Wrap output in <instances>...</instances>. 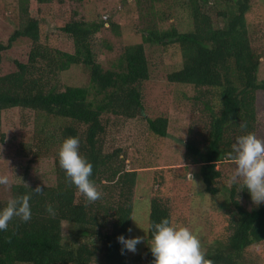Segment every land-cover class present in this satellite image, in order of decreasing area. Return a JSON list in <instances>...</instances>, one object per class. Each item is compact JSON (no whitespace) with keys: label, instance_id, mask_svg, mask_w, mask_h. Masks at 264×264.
<instances>
[{"label":"trees","instance_id":"16d2710c","mask_svg":"<svg viewBox=\"0 0 264 264\" xmlns=\"http://www.w3.org/2000/svg\"><path fill=\"white\" fill-rule=\"evenodd\" d=\"M83 1L18 0L9 20L16 27L5 43L0 42V69L4 53L22 41L28 45L27 62L17 61L16 71L0 75V127L3 113L16 108L45 116L47 126L52 120L59 126L58 134L44 132L43 125L35 139L38 151L31 153L34 159L55 155V184H42L43 191L37 193L33 191L37 185L22 181L13 185L9 198L0 197L3 208L13 197L30 195L32 213L30 220L14 217L7 229L0 230V264H153L150 246L143 260L134 263L129 258L131 251L122 253L117 236L131 235L127 229L132 226L138 165L153 166L155 180L163 171L153 165L156 153L133 150L132 162V145L113 147L110 139L113 129H123L134 120L154 138L155 149L170 135V117L151 115L145 101L143 85L152 74L146 46L164 51L180 48L182 66L168 73L167 81L178 88L192 87L184 159L187 167H201L206 193L218 195L221 188L217 184L223 178L220 165L234 160L229 152L236 138L257 131V99L264 91V77L259 71L264 54L251 38L257 32L258 36L264 34V3L188 0L191 30H148L141 44L125 46L117 64L104 70L93 53L94 38L107 22L111 26L121 24L103 17L88 20ZM211 2H215L216 13L209 7ZM44 9L59 25L51 36L42 34ZM256 26L259 30L253 29ZM105 48L112 47L105 43ZM76 66H83L89 74L86 86L68 84V80L62 87L55 84L61 74ZM181 96L186 97L184 91ZM68 136L80 138V153L93 165L92 179L102 193L95 201L86 199L59 164L58 152ZM140 157L144 159L138 161ZM128 159L132 163H127ZM222 189L230 219L227 237L211 243L204 253L213 264H256L250 251L264 243V205L249 202L251 196L239 182ZM158 194L151 199L149 244L153 222L168 217L173 223L172 207ZM244 199L253 205L244 204ZM49 205L54 215L49 213ZM64 226L69 230L66 237Z\"/></svg>","mask_w":264,"mask_h":264},{"label":"rangeland","instance_id":"374dc122","mask_svg":"<svg viewBox=\"0 0 264 264\" xmlns=\"http://www.w3.org/2000/svg\"><path fill=\"white\" fill-rule=\"evenodd\" d=\"M126 1L128 2L127 5L125 0L83 1L82 9L88 20L99 21L103 17L106 21H117L121 24V27L120 25L111 26L107 22L103 32L94 38L93 53L104 70H110L112 65L117 64L119 57L125 51V46L141 44L143 35L148 30H164L174 27L180 32H188L192 28L188 0ZM253 1L257 2L258 5L264 3V0ZM17 2L18 0H0V42L5 43L16 27L9 20L14 16L12 8ZM217 6L220 8V4H217ZM209 7L216 13L215 2H211ZM215 13L212 11L213 15ZM42 17H44L42 34L51 36L59 25L53 20V15L46 9H44ZM215 18L216 16H214ZM14 21L15 19L12 20V22ZM8 24L11 27H8ZM253 29L256 30L257 26ZM120 33L123 36H120ZM258 34L259 32L251 39L257 49L261 51V54H264V34H262V40L260 39L262 35L258 36ZM105 43L111 45V50L105 48ZM27 46L26 41H22L17 48L4 53L0 75L16 71L17 61L27 62ZM71 52L74 51L71 50ZM146 56L152 70L151 79L143 85L145 101L147 106L150 107L148 111L153 116L165 114L170 117L172 120L170 135L165 141H159L155 149L152 143L154 138L145 132L144 127L142 128L143 124H140L139 120H134L127 123L123 129H113L114 134L112 132L110 136V139L113 140V147H118L120 143L125 144V147L128 144L132 145V162L135 157L133 150L138 149V152L140 150L144 152L147 149L150 154L156 153L157 158L154 160L153 165L163 171L162 176L155 180L152 171L153 166L148 168L146 163L138 165L140 174L136 187L135 202L133 203L134 211L130 236L138 235L143 237V240L137 245L136 252H130L129 258L134 263L136 261L140 263L143 260L146 249L149 247L147 234L149 231L150 207L151 199L155 194L159 193V197L169 202L173 209V224L187 226L196 233L201 241L202 250L205 252L211 243L227 237L230 219L225 212V189H222V186L225 185L226 188H231L234 183L243 184L242 178L230 182V178L235 174V160H226L220 165L223 178L217 184V187L221 188L218 195L213 197L206 193L201 178V167L199 165L187 167L184 159V143L189 126L187 117L189 116L190 100L188 98L193 94L189 90L192 87L185 88L182 86V88H178L167 81L168 73L178 70L182 66L183 60L180 48L175 46L164 51L158 46H146ZM259 74L261 78L264 77V63ZM59 77L60 81L55 82L59 87L65 85L67 80L70 82L68 84L72 85L86 86L89 83V74L83 66L73 67ZM183 91L186 97L181 96ZM257 108L259 123L256 135L264 139V91L258 95ZM46 122L47 118L45 116H37L30 110L16 108L3 113L0 127V175H7L9 183L7 185L0 184V197L5 195L9 198L13 185L22 181H25L28 185L55 184L57 167L55 155L34 159V155L31 154L38 151L35 147V139L40 136V128L43 125L45 126L44 132L57 131L59 134V126L54 120L48 126ZM82 131L84 130L82 129ZM118 141L121 142L118 143ZM30 146L32 148H29ZM152 149H154V152ZM28 151L30 156H27ZM143 159L144 157H140L138 161ZM132 162L129 159L127 161V163ZM153 188H156V190H153ZM245 200H243L244 204L247 203ZM249 202H253L252 199ZM249 202L247 205L251 207L253 204ZM263 205L264 202L259 205L255 204V206ZM68 234V227L64 226L65 237ZM250 255L252 261L254 260L256 264H264V243L251 248Z\"/></svg>","mask_w":264,"mask_h":264},{"label":"clouds","instance_id":"9594fccd","mask_svg":"<svg viewBox=\"0 0 264 264\" xmlns=\"http://www.w3.org/2000/svg\"><path fill=\"white\" fill-rule=\"evenodd\" d=\"M79 146L78 136L66 137L58 152L59 164L86 199L95 201L102 193L92 179L93 165L81 155ZM229 156L235 160V174L230 178V182L242 178L252 201L257 205L264 202V139L258 137L255 132L240 135L232 145ZM8 183L9 177L0 175V184ZM33 191L39 193L43 188L37 185ZM29 200L30 195L13 197L5 207L0 208V230L7 229L9 221L14 217H20L24 221L31 219ZM48 211L52 215L55 214L51 205ZM150 228L152 239L149 246L154 257L153 264H213L202 250L198 235L189 227L174 225L168 217H164L158 222H153ZM127 231L132 232V228L129 227ZM142 240L143 237L138 235L117 236V241L122 245V253L136 252L137 245Z\"/></svg>","mask_w":264,"mask_h":264}]
</instances>
